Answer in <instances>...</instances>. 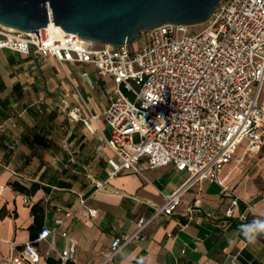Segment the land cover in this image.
<instances>
[{"label":"crops","instance_id":"crops-1","mask_svg":"<svg viewBox=\"0 0 264 264\" xmlns=\"http://www.w3.org/2000/svg\"><path fill=\"white\" fill-rule=\"evenodd\" d=\"M112 90L111 79L90 65L0 50V256L44 226L52 233L40 254L48 249L58 260L73 245L68 264H104L112 242L132 234L187 178L172 165L150 168L145 160L136 163L138 172L110 176L113 153L97 146L109 133L103 112ZM73 109L76 118L68 115ZM238 151L239 160L225 165L219 178L264 213V147L251 152L241 143ZM230 200L219 184L197 182L172 214L156 216L140 239L105 264H264L262 221L243 203L234 212L247 211L246 222L225 217ZM188 207L200 209L192 220Z\"/></svg>","mask_w":264,"mask_h":264},{"label":"built area","instance_id":"built-area-1","mask_svg":"<svg viewBox=\"0 0 264 264\" xmlns=\"http://www.w3.org/2000/svg\"><path fill=\"white\" fill-rule=\"evenodd\" d=\"M204 23L195 33L179 24L142 31L134 50L129 44L95 48V43L54 23L38 30V46L35 32L0 24V50L51 56L60 64H87L101 79H111L113 90L103 112L109 133L97 146L113 153L107 159L110 176L123 169L138 172L139 160L150 168L172 165L187 174L150 218L140 219L132 234L112 242L104 264L140 239L156 216L172 214L185 192L204 180L229 191L225 217L246 222L248 211L264 225V213L255 212L219 178L241 143L251 152L264 147V0H221ZM76 113L73 109L68 115L76 118ZM240 203L247 211L236 215ZM198 212L188 207V220ZM87 213L94 217L96 210L88 208ZM204 215L213 218L211 212ZM51 233L42 226L33 238L0 256V264H37L41 256L49 258L50 250L40 254L39 246ZM74 253L75 246L65 247L58 260L68 264Z\"/></svg>","mask_w":264,"mask_h":264},{"label":"water","instance_id":"water-1","mask_svg":"<svg viewBox=\"0 0 264 264\" xmlns=\"http://www.w3.org/2000/svg\"><path fill=\"white\" fill-rule=\"evenodd\" d=\"M221 0H0V24L35 32L49 22L101 45H124L163 24L206 22Z\"/></svg>","mask_w":264,"mask_h":264},{"label":"rangeland","instance_id":"rangeland-1","mask_svg":"<svg viewBox=\"0 0 264 264\" xmlns=\"http://www.w3.org/2000/svg\"><path fill=\"white\" fill-rule=\"evenodd\" d=\"M204 27H205V23L189 26L188 27V33L198 32V31L202 30ZM137 45H138V40H135L133 43L129 44V48L131 50H134L135 48H137ZM94 47L95 48H100V47H102V45L101 44H94ZM239 153H240V151H238L237 154L234 156L233 161L237 162V160H239V156H240Z\"/></svg>","mask_w":264,"mask_h":264},{"label":"trees","instance_id":"trees-1","mask_svg":"<svg viewBox=\"0 0 264 264\" xmlns=\"http://www.w3.org/2000/svg\"><path fill=\"white\" fill-rule=\"evenodd\" d=\"M34 210H35V209L33 208V209H32V212H33ZM35 235H36V233H35V234H32V235H31V238H33ZM47 264H61V263H60L59 260H55V259H52V258H48V259H47Z\"/></svg>","mask_w":264,"mask_h":264},{"label":"clouds","instance_id":"clouds-1","mask_svg":"<svg viewBox=\"0 0 264 264\" xmlns=\"http://www.w3.org/2000/svg\"><path fill=\"white\" fill-rule=\"evenodd\" d=\"M248 239H249V242H254V241H252V238L251 237H248Z\"/></svg>","mask_w":264,"mask_h":264},{"label":"bare ground","instance_id":"bare-ground-1","mask_svg":"<svg viewBox=\"0 0 264 264\" xmlns=\"http://www.w3.org/2000/svg\"><path fill=\"white\" fill-rule=\"evenodd\" d=\"M50 25H52V23L49 22Z\"/></svg>","mask_w":264,"mask_h":264}]
</instances>
